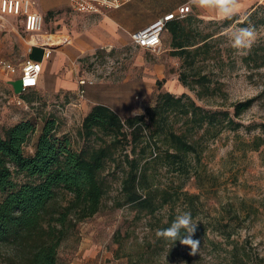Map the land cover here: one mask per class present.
I'll return each mask as SVG.
<instances>
[{
	"label": "rangeland",
	"instance_id": "obj_1",
	"mask_svg": "<svg viewBox=\"0 0 264 264\" xmlns=\"http://www.w3.org/2000/svg\"><path fill=\"white\" fill-rule=\"evenodd\" d=\"M258 5H264V0H239L238 12L226 18L236 19L231 22L217 18L211 11L210 17L194 12L184 17L188 19L190 35H195L197 41L205 37L209 46L210 59L196 69L200 71H190V75L199 72L207 76L210 85H219L223 91L200 100L187 88L176 89L174 82L180 85L178 76L182 70L180 60L170 55L166 31L156 52L141 50L131 43L123 55L107 49L83 55L66 54L64 45L53 47L38 87L22 95L23 104L17 105V96L10 86L17 92L20 84L9 83L7 78L18 76L30 39L19 20L0 21V62L10 63L16 70L7 75L0 64V130L19 121L33 123L36 133L24 147L27 155L33 152L43 121L48 118L56 121L58 135L70 137L74 149L82 148L85 142L77 132L84 117L98 104L109 107L123 120L154 106L160 92L174 96L184 93L205 110L227 109L230 113L233 103L254 100L250 109L236 120L239 127L235 131L226 130L208 143L196 169L200 178L184 181L183 191L198 195V199H192L190 205L180 200L176 211L178 215L189 212L196 224L192 239L199 241V246L195 254L182 243L162 249L159 238L149 230L153 220L136 221L127 206L114 208L119 174L106 171L108 188L101 210L79 223L61 244L57 264H89L87 259L99 258L102 264H127V255H135L140 247L148 252L141 264H236L229 256L234 248L236 255L246 254L245 264H264V143L257 151L250 148L256 138L264 140V67L255 69L247 60L251 49L264 45V26L252 28L255 40L244 55L231 46L227 35L242 27V21ZM49 13L43 16V34H59L61 29L72 32L80 17L68 9ZM158 65L164 68L163 77L155 72ZM81 79L86 82L83 88L78 84ZM81 89L83 96L79 94ZM157 179L164 184L170 176L161 172ZM182 183L176 182L174 187ZM223 232L231 233L230 242L222 238ZM3 253L0 249V261Z\"/></svg>",
	"mask_w": 264,
	"mask_h": 264
},
{
	"label": "trees",
	"instance_id": "obj_2",
	"mask_svg": "<svg viewBox=\"0 0 264 264\" xmlns=\"http://www.w3.org/2000/svg\"><path fill=\"white\" fill-rule=\"evenodd\" d=\"M187 23L186 18L170 21L164 31L170 37V55L180 60L178 82L198 100L221 95L220 86L210 85L207 76L189 73L200 71L196 69L210 57L206 38L197 41ZM240 26H264V5L254 7ZM247 60L255 69L264 67V45L251 49ZM253 101L233 103L230 113L227 109L205 110L184 93L160 92L154 106L123 120L98 104L77 132L85 142L82 148L74 149L70 137L58 135L56 121L48 118L28 155L24 147L36 133L33 123L19 121L0 130V249L4 251L0 264H57L61 244L79 223L101 210L108 188L106 171L119 174L114 208L127 206L136 221L153 220L149 230L159 238L162 249L181 243L161 233L177 217L180 200L190 205L198 199L183 191L184 181L200 178L196 169L208 143L226 130L235 131L239 127L236 120ZM263 143L258 137L250 148L257 151ZM161 172L170 176L164 184L157 179ZM222 238L230 242L231 233L223 232ZM235 252V248L230 251V258L245 264L246 254ZM147 253L140 247L135 255H127V264H141Z\"/></svg>",
	"mask_w": 264,
	"mask_h": 264
},
{
	"label": "crops",
	"instance_id": "obj_3",
	"mask_svg": "<svg viewBox=\"0 0 264 264\" xmlns=\"http://www.w3.org/2000/svg\"><path fill=\"white\" fill-rule=\"evenodd\" d=\"M33 1L34 3L31 10L42 16L49 12H58L65 9L71 11L68 0ZM184 4H189L191 6V13L194 12L197 16L210 17V11L191 5L190 0H132L117 9L108 10L100 15L77 14L80 15V17L77 18L76 28L72 32H69L67 29H61L59 34H43L41 33V30L38 34L31 37L24 31L20 17H0V21L8 18L17 21L19 20L24 33L29 39L31 38L28 40L29 48L25 60H31L35 63L41 64V72L35 86L29 89L28 92H30L38 87L40 77L52 54L53 47L64 45L66 54L76 53L78 55H83L91 54L97 49H107L109 52L113 51L123 55L125 54V47L130 44L129 35L131 33L144 29L155 20L163 17L167 13L174 12L178 7ZM49 36L62 39L63 42L53 47L50 44L45 45L44 41H47V37ZM40 39L43 41H40ZM47 51H50V55L48 58H45L44 53ZM53 66H55V64ZM163 71V66H156L155 72L158 73V77H163ZM13 81H17L20 84V89L17 92H15L10 86L15 96H18L22 89L20 73L14 79L7 78V82L11 83ZM174 84H176V89L182 90L181 85L177 82H174ZM86 263L102 264V261L101 258L95 260L87 259Z\"/></svg>",
	"mask_w": 264,
	"mask_h": 264
},
{
	"label": "built area",
	"instance_id": "obj_4",
	"mask_svg": "<svg viewBox=\"0 0 264 264\" xmlns=\"http://www.w3.org/2000/svg\"><path fill=\"white\" fill-rule=\"evenodd\" d=\"M132 0H68L70 10L80 15H100L108 10L117 9ZM33 0H0V17L6 16L20 17L24 31L31 37L42 30L43 16L31 10ZM191 13V6L184 4L178 7L174 12L167 13L163 17L155 20L144 29L133 32L129 35L130 43L136 48L156 52L161 48V38L168 22L179 20ZM31 39V38H30ZM50 51L44 53L48 58ZM3 71L7 75L16 72L10 63L0 62ZM41 64L31 60H25L20 67V78L22 80V89L20 94L15 98L17 105L23 104L20 97L28 93L29 89L35 86L40 76ZM79 86L83 88L86 85L85 80H79ZM88 84V83H87ZM83 89L79 94L83 96Z\"/></svg>",
	"mask_w": 264,
	"mask_h": 264
},
{
	"label": "clouds",
	"instance_id": "obj_5",
	"mask_svg": "<svg viewBox=\"0 0 264 264\" xmlns=\"http://www.w3.org/2000/svg\"><path fill=\"white\" fill-rule=\"evenodd\" d=\"M190 4L197 8L214 12L219 19H226L233 16L239 10V0H190ZM227 35L231 42V46L241 55L246 54L255 40V32L250 27L235 28ZM195 228L196 224L192 223L191 214L189 212H184L177 215L171 225L163 229L161 234L175 241L180 240L182 244L190 246L192 254H195L199 246V241L191 239V235L194 233ZM182 231L187 234L182 235Z\"/></svg>",
	"mask_w": 264,
	"mask_h": 264
},
{
	"label": "bare ground",
	"instance_id": "obj_6",
	"mask_svg": "<svg viewBox=\"0 0 264 264\" xmlns=\"http://www.w3.org/2000/svg\"><path fill=\"white\" fill-rule=\"evenodd\" d=\"M40 41H43V40L40 39ZM44 42H45V45L50 44L53 47V46H57V45L61 44L63 42V40L62 39H57V38H55L53 36H49V37H47V41H44Z\"/></svg>",
	"mask_w": 264,
	"mask_h": 264
}]
</instances>
